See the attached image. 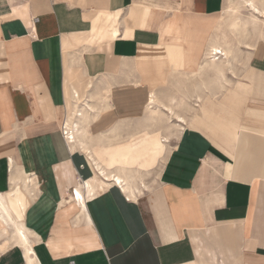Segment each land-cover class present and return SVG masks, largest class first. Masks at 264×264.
<instances>
[{
    "label": "crops",
    "instance_id": "crops-1",
    "mask_svg": "<svg viewBox=\"0 0 264 264\" xmlns=\"http://www.w3.org/2000/svg\"><path fill=\"white\" fill-rule=\"evenodd\" d=\"M225 7L0 0V264H264V39Z\"/></svg>",
    "mask_w": 264,
    "mask_h": 264
},
{
    "label": "bare ground",
    "instance_id": "bare-ground-1",
    "mask_svg": "<svg viewBox=\"0 0 264 264\" xmlns=\"http://www.w3.org/2000/svg\"><path fill=\"white\" fill-rule=\"evenodd\" d=\"M231 1L232 0H226V7L224 8V11H225V16H227V17L229 15H231L230 13L236 14V11H238V9H236V11H234L233 9H230V8H233L232 5H231V7L229 6V2H231ZM240 5L241 6L239 8H245V10L248 12V18H246V20H244L243 18H240V16H237L236 15L234 17V22L232 23L233 24V27L237 28V30L238 29L242 30V28H243L245 32H244V34L243 33L242 34L245 35V36H248L251 33H256V34H259L262 37V39H264V31H263V28H262L263 26L260 25L261 23L263 24V22H264V0H241L240 1ZM209 51L215 52V55L214 56H216L217 54L222 55V49L220 47H218V46H211V48L209 49ZM224 55L227 56L226 53ZM214 56H212V57H214ZM215 60L218 61L219 59L217 57H216V59H210L209 56H208V63L209 62H212L214 64L216 62ZM215 66H218V65H215ZM215 66H213V67H215ZM214 69H216V68H214ZM147 100L149 101L150 104H153L152 97H149V99H147ZM165 109H166L165 110L166 112L169 111V109L167 107H165ZM178 117L179 116H177V118ZM82 119L84 120V118H82ZM180 120H182V119H180ZM81 122H82V120H81ZM82 124H84V123H82ZM74 129H75V133L77 134V132H78L77 131L78 130L77 125H75V128ZM66 132H67L66 133V139H68V140L70 139L71 140L70 143L73 145V143H75V141L73 142V137H72L73 134L72 133H69L67 130H66ZM75 138L78 139L77 137H75ZM86 152L87 151L85 150V153ZM82 163H83V166L86 168L87 172H92V176L89 179H85L82 182V186L87 190L88 195L93 196V194L96 192V189L99 188V186H100L101 183H104V182H107V181H113L116 184H119L121 182L120 181V178L118 176H114V175H111L110 173L106 172V170L103 167H101L98 163H96V161H94L93 158L90 157V155H89V157H88V155H86V158L85 159H82ZM131 174H132V172H131ZM74 194H75L74 196H75V199H76L77 203L78 204L81 203L83 205L85 202H84L83 196L80 193V190L79 189H76V191H75ZM74 196L71 195V197H74ZM6 214H8V213H6ZM2 217H4V216H2ZM5 220H4V223L6 222ZM30 251H31L30 248H26V255H29L31 253ZM27 261H28V264H32V261H31L30 257L27 258Z\"/></svg>",
    "mask_w": 264,
    "mask_h": 264
},
{
    "label": "rangeland",
    "instance_id": "rangeland-1",
    "mask_svg": "<svg viewBox=\"0 0 264 264\" xmlns=\"http://www.w3.org/2000/svg\"><path fill=\"white\" fill-rule=\"evenodd\" d=\"M240 1L241 0H232L231 2H229V6L231 7V5H232V7L233 8H230V9H233L234 11H236V9H238V11H236V14H234V13H230L231 15H229L227 18H228V20H226V27L227 28H229L231 31H235V32H238L239 33V35H240V39H239V41H238V43H240V42H243V41H245L246 39H248L249 37L250 38H254V40L253 41H258V40H260V39H262V37L259 35V34H256V33H251L248 37H245V35H243L244 34V29L242 28V30H240V29H238L237 30V28H235V27H233V22H234V17L237 15V16H240V18H243L244 20H246V18H248V12L245 10V8H239L241 5H240ZM238 8H237V7ZM236 7V8H235ZM238 12V13H237ZM260 25H262L263 27V31H264V22H263V24L261 23ZM251 29V28H250ZM243 33V34H242ZM259 36V37H258ZM247 44V43H246ZM247 45H249V44H247ZM215 55V52H212V51H210L209 52V58L210 59H216V57L218 58L219 56H220V54H218V55H216V56H214ZM211 56V57H210ZM212 56H214V57H212ZM218 68H221V65H219L218 66ZM214 74V73H213ZM81 114V115H80ZM83 114L84 113H82L81 111H78V109L76 108V110L75 111H73L72 113H71V115H69V117H68V119H67V121H66V123H65V130H67L69 133H71V131L70 130H75L74 128H75V125H80V122H81V120H82V122L81 123H87V121H85V120H83L82 118H83ZM80 115V116H79ZM66 117H67V111H66ZM82 117V118H81ZM79 118V119H78ZM66 120V119H65ZM68 127V128H67ZM78 128V127H77ZM76 133H74V135H73V142L75 141L76 143H77V139L75 138V137H77V134L75 135ZM70 140V139H69ZM70 142H71V140H70ZM170 143H171V146L173 145V143H174V140H171L170 141ZM86 149H84V151H85ZM87 151V150H86ZM84 154H86V155H88L87 154V152L86 153H84ZM85 155V156H86ZM162 164V163H161ZM161 164H159V165H161ZM156 171V170H155ZM149 175H147V176H145L144 177V183L141 181V185H136L137 187H139L140 188V190H141V193L143 192V190H149L150 188H152L153 186H152V184H151V182L150 181H147V177H148ZM151 176V175H150ZM138 179V178H137ZM136 179V180H137ZM146 180V181H145ZM150 180H152V179H150ZM80 185H81V182H80ZM71 194V189H70V191H69V195ZM65 197H68V196H66L65 195ZM70 199L69 198H67V200L66 201H69ZM72 203H74V204H76L75 202H72Z\"/></svg>",
    "mask_w": 264,
    "mask_h": 264
},
{
    "label": "built area",
    "instance_id": "built-area-1",
    "mask_svg": "<svg viewBox=\"0 0 264 264\" xmlns=\"http://www.w3.org/2000/svg\"><path fill=\"white\" fill-rule=\"evenodd\" d=\"M66 133H67V132H66V130L64 129V130H63V135H64L65 139H66Z\"/></svg>",
    "mask_w": 264,
    "mask_h": 264
}]
</instances>
